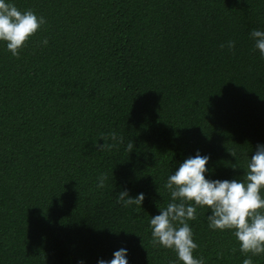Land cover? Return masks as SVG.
<instances>
[{
  "label": "trees",
  "instance_id": "obj_1",
  "mask_svg": "<svg viewBox=\"0 0 264 264\" xmlns=\"http://www.w3.org/2000/svg\"><path fill=\"white\" fill-rule=\"evenodd\" d=\"M5 2L46 23L19 58L0 41V264H98L121 248L128 264H182L153 245L150 220L187 158L210 157L208 180H243L264 145V57L250 36L264 31V0ZM113 132L124 142L98 151ZM125 190L144 193L139 211L117 203ZM208 215L188 221L195 258L264 264Z\"/></svg>",
  "mask_w": 264,
  "mask_h": 264
},
{
  "label": "clouds",
  "instance_id": "obj_2",
  "mask_svg": "<svg viewBox=\"0 0 264 264\" xmlns=\"http://www.w3.org/2000/svg\"><path fill=\"white\" fill-rule=\"evenodd\" d=\"M45 23L44 17H37L32 10L21 12L12 3L0 0V41L6 43L12 56L19 58L21 49ZM250 36L255 41V48L264 57V31L253 29ZM42 43L46 46L48 40L45 38ZM223 47L225 45L222 44ZM227 47L233 49L235 42L229 41ZM109 136L116 143L107 144L108 137L101 136L105 143H95L98 151L117 147L124 142V138L118 137L115 132ZM133 148L134 143L130 141L125 150L131 153ZM230 154L236 156L235 152ZM209 159L197 152L168 177L165 188L171 195V202L150 220L153 245L175 251L182 264H204L202 258L197 259L193 255L198 245L188 224V221L197 218V207H201L211 210V215L207 217L209 228L232 230L242 253L252 256L264 253V145H258L251 155L243 180L206 179ZM107 179V174H101L97 187L103 188ZM144 199V193L132 198L125 190L119 192L117 203L125 207L136 205L139 211ZM126 255L127 250L121 248L114 252L113 259H101L98 264H128ZM79 264H83V261ZM243 264H253V261L249 257L243 260Z\"/></svg>",
  "mask_w": 264,
  "mask_h": 264
}]
</instances>
